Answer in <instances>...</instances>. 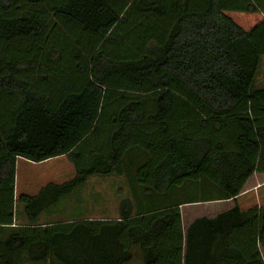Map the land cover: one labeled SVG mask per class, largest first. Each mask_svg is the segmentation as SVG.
<instances>
[{
  "label": "trees",
  "instance_id": "obj_1",
  "mask_svg": "<svg viewBox=\"0 0 264 264\" xmlns=\"http://www.w3.org/2000/svg\"><path fill=\"white\" fill-rule=\"evenodd\" d=\"M257 1L0 0V229L18 159L75 169L19 198L0 264H264V206L237 201L264 175ZM94 177L133 181L119 220L39 226ZM224 201L184 233L181 206Z\"/></svg>",
  "mask_w": 264,
  "mask_h": 264
},
{
  "label": "crops",
  "instance_id": "obj_2",
  "mask_svg": "<svg viewBox=\"0 0 264 264\" xmlns=\"http://www.w3.org/2000/svg\"><path fill=\"white\" fill-rule=\"evenodd\" d=\"M264 86V81H262L261 85L257 86L259 88H263ZM60 158H64L65 157H60ZM58 159V158H57ZM19 160V159H18ZM17 160V162H18ZM67 160V159H66ZM51 161V160H50ZM27 164H30L31 162L27 161ZM48 162V161H47ZM45 163V162H43ZM35 164V163H33ZM42 164V163H40ZM20 168L18 167V163H17V172H16V179H15V191H14V200H15V218H14V226L10 227V228H5V229H0V239H4L6 240L8 236H10L11 234H13L18 228L20 227H26L29 224V221L25 215L24 212V207H23V211L21 212V216L22 213L24 212V219L21 220H17L16 219V205H17V201L19 200V198L22 195L25 196H29V197H35L37 196L40 191L45 188L47 185L49 184H54V185H63L65 183L70 182L71 180L74 179L75 176H73V178L68 181V182H64V183H49L46 184L45 186L41 187V188H35L36 185L34 183V181H26L24 176H23V180H19L17 185V180H18V173H19ZM259 175V174H255L254 176ZM253 176V177H254ZM252 177V178H253ZM251 178V179H252ZM95 179H107L110 180L112 185H118V190L116 191H112L110 194L111 196V200L107 199V196L99 191H93V184ZM115 179V180H114ZM118 180V182H117ZM90 182V188L85 192H83V194L80 197L77 198H73L76 193H78V191H80L87 182ZM81 188L77 189L74 192V196L72 195L70 198L68 199H63L61 200V202L59 204H57L54 208H52L50 211L46 212L45 214H43L39 221L38 224L41 227H46L49 225H54L56 223L59 222H76V221H115V220H119L120 219V203L123 200H131L133 201L134 199V193L131 189V185L133 183V181H131V178H116V177H109V178H98V177H94L89 179ZM106 182V181H103ZM122 186H127L129 193H130V198L129 196L127 197L126 195H124L122 193ZM35 188L36 194H30L31 192L30 189ZM95 192L97 193V195L95 194ZM244 193V192H243ZM243 195V194H242ZM242 195L237 199V201L240 200V198L242 197ZM96 197V198H95ZM135 201V200H134ZM232 201H226V203H229ZM212 205L214 203H221V202H207V203H199L200 205H207V204H211ZM112 205V207H110ZM191 205H197V204H186L180 207L181 209V213H182V224H183V231L186 234L187 230L189 229L190 225L201 218H206L209 220H213L215 218H217L219 215L230 211L233 207H234V203H233V207L225 212H220L217 214H212L211 216H199V215H191L188 216V221H186L185 219V215H184V208L191 206ZM135 209L137 210L136 206ZM10 230L11 234H6L5 231ZM3 236V237H2ZM4 240H0V241H4ZM263 248L260 247V252L261 255L264 259V252H263ZM129 264H141L140 262V256H139V252L138 249H135L134 251V258L133 261H131Z\"/></svg>",
  "mask_w": 264,
  "mask_h": 264
},
{
  "label": "rangeland",
  "instance_id": "obj_3",
  "mask_svg": "<svg viewBox=\"0 0 264 264\" xmlns=\"http://www.w3.org/2000/svg\"><path fill=\"white\" fill-rule=\"evenodd\" d=\"M259 7L261 8L262 13L264 14V0H258L257 1ZM262 81H264V58L260 60V67L259 72L257 74L256 88H259L257 86L261 85ZM264 87V86H263ZM18 167L20 168L18 173V181L23 180V176L26 181H34L37 188H41L49 183H64L70 181L73 176H75V169L71 163L68 162V160L64 158H58L53 159L51 161L42 163V164H27L26 160L19 159L18 160ZM115 180V179H114ZM106 181V182H103ZM118 182V180H117ZM89 181L86 183V185L76 193V195L73 198L80 197L83 192L86 193V191L90 188ZM93 184V191L99 190L102 193H104L107 196L108 200H111V192L118 190V185H112L110 180L107 179H95ZM35 188L30 189V194L35 195L36 191ZM122 193L129 196L130 193L127 186H122ZM97 195V193L95 192ZM204 195V194H202ZM176 196V195H174ZM201 197V193L197 190H188L185 197L183 195H177L176 197H173L174 199H191L193 197ZM96 198V197H95ZM122 202V201H121ZM239 206L242 208V210H248L253 207H262L264 206V175H256L252 179L249 180L247 185L244 188V193L240 200L238 201ZM233 202L226 203V201L221 203H214L207 204V205H191L186 208H184V215L186 221H188V216L191 215H199V216H211L212 214H217L220 212H225L230 210L233 206ZM112 207V205L110 206ZM23 206L20 204L16 205V219L21 220L24 219V212ZM5 233L11 234L10 230L5 231ZM3 237V236H2ZM4 240V239H0ZM264 249V248H263ZM264 252V250H263Z\"/></svg>",
  "mask_w": 264,
  "mask_h": 264
}]
</instances>
